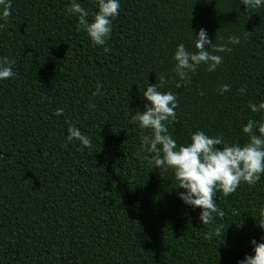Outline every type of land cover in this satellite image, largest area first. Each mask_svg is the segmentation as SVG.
I'll list each match as a JSON object with an SVG mask.
<instances>
[{"label": "trees", "instance_id": "1", "mask_svg": "<svg viewBox=\"0 0 264 264\" xmlns=\"http://www.w3.org/2000/svg\"><path fill=\"white\" fill-rule=\"evenodd\" d=\"M76 2L91 21L96 0ZM71 3L11 0L0 20V58L15 61V76L0 80V264H239L253 255L251 241L264 243V174L227 197L217 191L225 216L203 225L201 209L179 198L173 171L138 158L153 154L141 151V129L129 121L144 111L148 85L175 79L177 46L195 52L203 28L214 44L240 43L219 53L215 71L201 64L185 86L160 89L177 97L168 133L178 147L198 130L248 142L242 128L264 122L249 108L264 103V5L119 0L110 38L97 47L68 14ZM70 126L92 146L69 143ZM217 225L223 238L206 240Z\"/></svg>", "mask_w": 264, "mask_h": 264}, {"label": "clouds", "instance_id": "2", "mask_svg": "<svg viewBox=\"0 0 264 264\" xmlns=\"http://www.w3.org/2000/svg\"><path fill=\"white\" fill-rule=\"evenodd\" d=\"M240 3L248 8H258L264 5V0H240ZM96 4L98 10L91 21L88 19V10L76 0H72L67 12L77 17L78 30H83L91 43L99 47L106 45L110 38L112 21L119 15L120 3L119 0H96ZM0 6V20L6 22L11 15V0H0ZM6 26V23L0 24V28ZM239 43V37L229 36L227 43L214 44L207 38L206 30L201 28L194 37L195 52L188 51L184 44L177 46L173 56L175 79L169 80L160 75L158 83L148 85L147 90L143 92V98L148 102L144 111L137 110L129 121L138 124L141 129V151L153 154L151 158L138 154V158L148 161L150 166L173 171L177 189L184 190L179 198L186 205L201 209L199 220L203 225L214 223V214L220 218L225 216V212L215 203L217 191L227 197L234 193L241 183L253 186L260 181L261 175L264 174V122H247L242 132L249 140L243 145H229L222 136L210 137L198 130L191 135L189 144L178 147L167 128L168 123L176 121L177 97L172 91L162 92L160 89L169 84L176 88L185 86L191 80L190 74L195 73L201 64L207 66L208 72L215 71L223 63V56L219 53L231 52L229 45ZM205 46H208L207 50ZM104 51L108 52L110 48L105 47ZM14 63L15 61L8 57L0 58V80L15 76L12 67ZM229 90L230 85L219 89L221 94ZM240 91L243 94L245 89ZM99 94L98 87L93 95ZM249 108L252 112H264V103H251ZM63 114V109L54 113L56 116ZM144 130H149L150 134H145ZM67 132L66 139L69 143L76 140L85 148L92 146L90 138L77 127L70 126ZM258 225L264 230V220ZM224 232L223 225H217L208 231L204 238L208 240L221 235L223 238ZM261 239L264 240V237ZM251 244L253 255L245 256L239 264H264V243L252 240Z\"/></svg>", "mask_w": 264, "mask_h": 264}]
</instances>
